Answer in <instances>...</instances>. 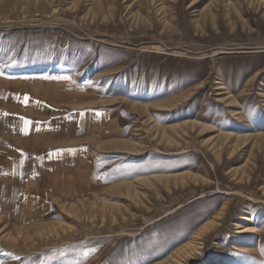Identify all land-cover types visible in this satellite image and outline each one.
<instances>
[{
    "label": "rangeland",
    "instance_id": "rangeland-1",
    "mask_svg": "<svg viewBox=\"0 0 264 264\" xmlns=\"http://www.w3.org/2000/svg\"><path fill=\"white\" fill-rule=\"evenodd\" d=\"M0 76L71 126L0 264H264V0H0Z\"/></svg>",
    "mask_w": 264,
    "mask_h": 264
},
{
    "label": "crops",
    "instance_id": "crops-1",
    "mask_svg": "<svg viewBox=\"0 0 264 264\" xmlns=\"http://www.w3.org/2000/svg\"><path fill=\"white\" fill-rule=\"evenodd\" d=\"M43 87L45 84L37 79L0 76V206L3 209L30 211L34 191L40 190L43 196L44 192L53 193L54 185L49 180L55 161H64L63 153L69 154L57 148L69 139L71 130L68 118L61 114L65 113L61 108L64 100L47 99L38 91ZM25 121H28L26 132Z\"/></svg>",
    "mask_w": 264,
    "mask_h": 264
},
{
    "label": "bare ground",
    "instance_id": "bare-ground-1",
    "mask_svg": "<svg viewBox=\"0 0 264 264\" xmlns=\"http://www.w3.org/2000/svg\"><path fill=\"white\" fill-rule=\"evenodd\" d=\"M205 224H202L200 226L201 227V230L200 231L195 232V234L193 235L192 239L190 240L189 245H187L180 252H178L176 254V256L174 255V257H177V255H180L181 256V259H179V260L178 259H174L173 262H172V264H182V262H181L182 259H185L187 257H190L192 254H194L195 252H198L200 250V248H201L200 242H198L197 240L199 239L200 233L204 230L205 227H207V225H205Z\"/></svg>",
    "mask_w": 264,
    "mask_h": 264
},
{
    "label": "snow or ice",
    "instance_id": "snow-or-ice-1",
    "mask_svg": "<svg viewBox=\"0 0 264 264\" xmlns=\"http://www.w3.org/2000/svg\"><path fill=\"white\" fill-rule=\"evenodd\" d=\"M63 79H70V77H63ZM25 103H27V98L25 97ZM27 125H28V121H25V128L24 131H27Z\"/></svg>",
    "mask_w": 264,
    "mask_h": 264
}]
</instances>
